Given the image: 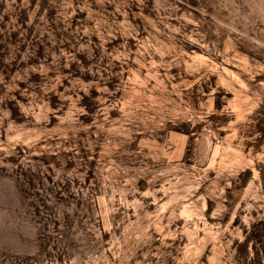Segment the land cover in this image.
<instances>
[{
	"label": "rangeland",
	"instance_id": "obj_1",
	"mask_svg": "<svg viewBox=\"0 0 264 264\" xmlns=\"http://www.w3.org/2000/svg\"><path fill=\"white\" fill-rule=\"evenodd\" d=\"M0 264H264V0H0Z\"/></svg>",
	"mask_w": 264,
	"mask_h": 264
}]
</instances>
